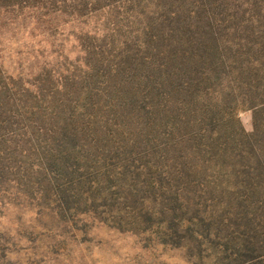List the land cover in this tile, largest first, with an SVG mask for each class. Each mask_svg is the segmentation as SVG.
I'll use <instances>...</instances> for the list:
<instances>
[{
  "label": "trees",
  "instance_id": "obj_1",
  "mask_svg": "<svg viewBox=\"0 0 264 264\" xmlns=\"http://www.w3.org/2000/svg\"><path fill=\"white\" fill-rule=\"evenodd\" d=\"M8 212L0 264L70 257L94 224L264 264V0H0Z\"/></svg>",
  "mask_w": 264,
  "mask_h": 264
},
{
  "label": "rangeland",
  "instance_id": "obj_2",
  "mask_svg": "<svg viewBox=\"0 0 264 264\" xmlns=\"http://www.w3.org/2000/svg\"><path fill=\"white\" fill-rule=\"evenodd\" d=\"M72 53L76 55L75 51ZM251 120V111L239 113L241 127L247 133L252 132ZM8 213L0 219V231L13 225V215ZM30 213L26 214V221ZM87 235L86 243L71 244L70 257L51 260L49 264H194L181 249L164 247L144 237L120 233L103 225L89 227Z\"/></svg>",
  "mask_w": 264,
  "mask_h": 264
}]
</instances>
